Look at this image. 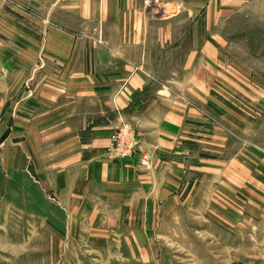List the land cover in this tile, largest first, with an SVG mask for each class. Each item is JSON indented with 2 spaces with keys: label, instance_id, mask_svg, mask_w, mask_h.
<instances>
[{
  "label": "crops",
  "instance_id": "0c3cea01",
  "mask_svg": "<svg viewBox=\"0 0 264 264\" xmlns=\"http://www.w3.org/2000/svg\"><path fill=\"white\" fill-rule=\"evenodd\" d=\"M16 1H26L38 12H50L43 17L54 24L65 18L66 12L79 28L86 26L93 31L79 35L51 27L44 37L43 54L57 61L48 68L47 75L62 77L35 86L18 100L14 113L3 118L12 127L6 139L11 138V142L5 144L7 158L17 159L16 163L11 159V176L30 181L32 170L38 178L37 187L54 191L65 205H71L68 209L72 208L75 216L140 213L145 210L146 197L175 193L181 182L185 187L190 180L174 158L176 145L188 140L212 141L216 148L225 149L227 136L224 138L223 128H228L229 134L251 141L241 151V157L249 159L245 161L248 164L239 156L235 160L231 157L230 166L215 171L216 175H222L227 184L239 185V181L247 180L244 174H250L252 181L248 184H264V78H250L243 87L230 81L223 89L216 88L217 92L213 88L212 81H222L229 74L215 70L223 59L219 47L222 44L224 48L228 42L222 41L223 36H217V41L205 40L204 35L216 28L217 2L207 5L200 4L204 0H187L190 19L195 20L190 27L194 45L189 63L203 64L208 70L190 80L208 81L210 87L191 97L193 105H188L183 96L158 92V83L181 81L179 71H173L171 77H160L153 71L151 45L133 44L135 35L149 36L144 0ZM259 2L254 0V4ZM235 3L238 14L250 8L252 0ZM138 20L144 21V30H126ZM122 23L121 29L107 30L109 25ZM162 47L164 53L165 44ZM167 61L160 59V64L164 66ZM125 123L142 134L140 147L153 158L150 167L144 169L137 156H109L112 135ZM17 137L21 139H14ZM9 172L8 182L12 183Z\"/></svg>",
  "mask_w": 264,
  "mask_h": 264
},
{
  "label": "rangeland",
  "instance_id": "374dc122",
  "mask_svg": "<svg viewBox=\"0 0 264 264\" xmlns=\"http://www.w3.org/2000/svg\"><path fill=\"white\" fill-rule=\"evenodd\" d=\"M262 1L254 4L252 0L250 8L238 14L236 0L200 3H218L214 7L217 11L213 9L218 16L216 28L204 34L205 40L217 41V36H223L222 41L228 42L224 48L222 44L219 47L223 59L215 70L228 72L229 78L225 75L222 81H212L216 92V88L223 89L225 82L243 87L247 86L243 82L250 78H264ZM164 2L169 10L166 15L148 14L144 4L149 36L135 35L132 41L136 45L144 42L151 45L153 71L160 77H171L173 71H179L182 80L158 83V92L175 93L193 105L190 98L210 88L208 81L190 80L197 73L208 72L203 64L189 63L194 45L190 27L195 20L190 19L187 0ZM218 8L221 13L227 10L228 15L221 14ZM44 14L26 1L0 0V264H264V184L258 181L248 184L252 181L250 174H244L247 180L239 181V185L227 184L222 175L215 173L230 166L231 157L235 160L243 156L241 151L252 144L229 134L228 128H223L224 138L227 136L225 149L216 148L212 141L188 140L176 145L174 158L190 180L185 187L181 182L175 193L146 197L145 210L140 213L75 216V211L68 209L71 205H65L54 191L37 187L38 178L32 170L30 181L11 176V159L14 162L17 159L7 158L5 144L11 142V138L6 139L12 127L3 118L14 113L18 100L35 86L48 83L52 77H62L47 75L48 68L57 61L43 54L44 37L51 27L79 35L93 31L85 29L86 26L79 28L66 12L65 18L56 21L58 26L45 19ZM178 14L180 17H173ZM123 26L124 23L109 25L107 30ZM144 28V21L138 20L126 30L137 33ZM163 44L166 51L161 53ZM160 59H167V64H160ZM125 126L134 131L137 144V153L131 157L148 154L141 149L142 134L134 126L122 124L114 133ZM109 156L128 158L111 155L110 151ZM239 159L249 160L246 156ZM151 164L141 165L145 169ZM8 172L12 183L8 182Z\"/></svg>",
  "mask_w": 264,
  "mask_h": 264
},
{
  "label": "built area",
  "instance_id": "2783aa9c",
  "mask_svg": "<svg viewBox=\"0 0 264 264\" xmlns=\"http://www.w3.org/2000/svg\"><path fill=\"white\" fill-rule=\"evenodd\" d=\"M145 8L148 14H162L165 12L167 3L164 0H145ZM118 131L112 135V147L110 154L121 158L135 156L137 153V144L134 131L128 126L117 129ZM140 165L148 166L151 163V158L146 153H141L139 157Z\"/></svg>",
  "mask_w": 264,
  "mask_h": 264
},
{
  "label": "bare ground",
  "instance_id": "6f19581e",
  "mask_svg": "<svg viewBox=\"0 0 264 264\" xmlns=\"http://www.w3.org/2000/svg\"><path fill=\"white\" fill-rule=\"evenodd\" d=\"M167 13H169L168 9H165V12H163V15H166ZM127 121V120H126ZM130 158V157H129Z\"/></svg>",
  "mask_w": 264,
  "mask_h": 264
}]
</instances>
